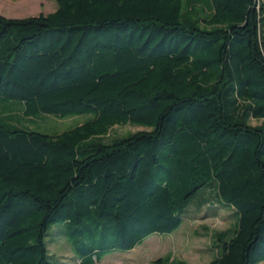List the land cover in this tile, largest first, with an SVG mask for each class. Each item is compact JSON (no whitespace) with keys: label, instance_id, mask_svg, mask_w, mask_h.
Masks as SVG:
<instances>
[{"label":"trees","instance_id":"16d2710c","mask_svg":"<svg viewBox=\"0 0 264 264\" xmlns=\"http://www.w3.org/2000/svg\"><path fill=\"white\" fill-rule=\"evenodd\" d=\"M56 3L0 16V107L18 104L0 114V264H65L52 225L95 264L172 234L202 194L234 218L208 264L263 262L264 0ZM124 126L143 130L112 136Z\"/></svg>","mask_w":264,"mask_h":264},{"label":"rangeland","instance_id":"374dc122","mask_svg":"<svg viewBox=\"0 0 264 264\" xmlns=\"http://www.w3.org/2000/svg\"><path fill=\"white\" fill-rule=\"evenodd\" d=\"M57 8L56 0H0V16L5 18H29L48 15ZM17 103H6L0 107V114L13 117L18 113ZM87 116L57 119L45 117L36 123L24 122V126L46 134H60L81 125ZM253 126L259 122H252ZM142 128L114 127L112 136L122 137ZM218 202L211 194L198 196L183 218L180 227L170 235H152L131 251H115L95 264H149L158 258L170 257L187 264H208L216 256L214 238L233 227L232 212L216 207ZM203 205V206H202ZM202 206V207H201ZM59 228L52 225L44 238L47 250L55 261L74 264V257L66 238L57 234ZM264 264V261L259 263Z\"/></svg>","mask_w":264,"mask_h":264}]
</instances>
